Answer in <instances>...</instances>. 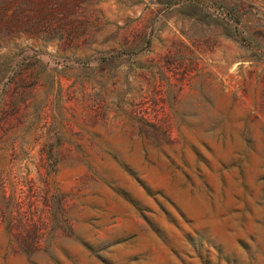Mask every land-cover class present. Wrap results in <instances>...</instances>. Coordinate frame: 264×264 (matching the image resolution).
<instances>
[{"label": "rangeland", "instance_id": "obj_1", "mask_svg": "<svg viewBox=\"0 0 264 264\" xmlns=\"http://www.w3.org/2000/svg\"><path fill=\"white\" fill-rule=\"evenodd\" d=\"M0 264H264V0H0Z\"/></svg>", "mask_w": 264, "mask_h": 264}]
</instances>
